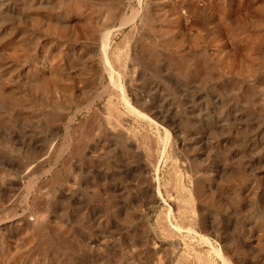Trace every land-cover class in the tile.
Listing matches in <instances>:
<instances>
[{
    "label": "rangeland",
    "instance_id": "1",
    "mask_svg": "<svg viewBox=\"0 0 264 264\" xmlns=\"http://www.w3.org/2000/svg\"><path fill=\"white\" fill-rule=\"evenodd\" d=\"M188 226L264 264V0H0V264H223Z\"/></svg>",
    "mask_w": 264,
    "mask_h": 264
},
{
    "label": "bare ground",
    "instance_id": "2",
    "mask_svg": "<svg viewBox=\"0 0 264 264\" xmlns=\"http://www.w3.org/2000/svg\"><path fill=\"white\" fill-rule=\"evenodd\" d=\"M134 16L133 17H129L128 19L122 20L119 23H113L110 25V27H108L103 33H102V46H101V53L103 58L106 60V62L108 63L109 60L107 58V47H108V42L110 39L111 34L121 28L122 26L126 25L127 23H130L131 21H133ZM103 60V59H102ZM110 63V62H109ZM121 86V84L119 85ZM122 90V88H121ZM125 106L127 107V109L131 112V114L137 116V117H141V118H145L147 119V121L149 120L150 122L152 121V123L154 122L155 125L158 124V121H156L151 114L146 113L145 111H141L140 109H138L136 107V103L134 104V102L124 93V91L122 90V96H121ZM144 109V108H143ZM142 109V110H143ZM128 112V111H127ZM129 112V113H130ZM155 117V116H154ZM148 121V122H149ZM161 123V122H160ZM159 126V125H158ZM163 127V126H162ZM167 133V132H166ZM148 153V152H147ZM156 182V181H155ZM157 183V182H156ZM156 191L160 194V190H159V186L156 185ZM196 224V223H195ZM187 231L189 233H192L195 236H198L204 243L208 244V246L212 249L213 252H215L214 254L217 255V257L221 260V262L223 264H231L229 259L227 258V256L225 255L224 251L222 250V248H220L219 246H217V243H215L212 240V237H210L208 234H206V232H199L196 227L194 226H188L187 227ZM204 231V230H203ZM189 260L191 264H195V262L197 263V261L201 262V258L199 255H189ZM203 262V261H202Z\"/></svg>",
    "mask_w": 264,
    "mask_h": 264
}]
</instances>
